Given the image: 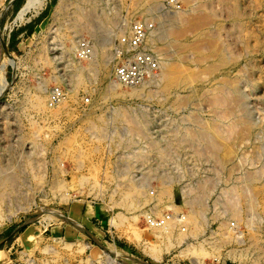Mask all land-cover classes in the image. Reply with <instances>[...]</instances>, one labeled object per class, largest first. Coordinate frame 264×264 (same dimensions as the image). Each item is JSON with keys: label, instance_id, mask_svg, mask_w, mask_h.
<instances>
[{"label": "rangeland", "instance_id": "obj_1", "mask_svg": "<svg viewBox=\"0 0 264 264\" xmlns=\"http://www.w3.org/2000/svg\"><path fill=\"white\" fill-rule=\"evenodd\" d=\"M102 1L106 10L115 9L110 51H114L117 38L127 33L133 22L148 21L152 30L163 31L169 13L183 12L177 26L164 38L166 41L149 34L147 44L157 61L155 51L183 58L182 68H192L188 70L191 75L178 72L171 81L175 85L169 83L172 88L168 84L161 90V86L153 85L137 86L132 90L135 93L122 85L110 88L115 79L114 55L106 70L94 71L70 90L67 77L73 72L71 69L87 67L88 61L77 60L74 51L73 66H63L62 48L68 42L59 37V12H52L57 0H46L38 12L35 2L25 15L28 20L22 22H16L15 17L25 0H0V63L4 62L1 71L7 83L0 93V150L5 156L13 154L12 161L21 167L32 151L27 134L33 129L40 132L37 137L42 148L35 156L40 162L37 168L23 165L24 198L17 205L0 203V264H264V0ZM144 5H153L154 12L144 16ZM81 38L93 42L85 28L78 35L76 47ZM7 57L15 64L5 62ZM158 69L157 74L159 65ZM43 80L47 82L46 104L54 106L49 102L52 88L59 87L65 94V104L54 118L31 105L35 89ZM224 81H233L237 91L229 95V103L222 101L223 107L228 104L233 109L239 102L241 113L249 117L245 121L214 118L208 96ZM139 91H143L140 96ZM182 101L184 105L180 104ZM119 113H142L146 130L135 138L137 146L148 151L153 143L163 151L160 156L146 152L127 172L118 170L126 151L122 143L116 144L118 134L121 135L117 128L124 125V116ZM192 120H196V125ZM88 124L102 126L100 130L105 129V133L100 139L92 136L86 130ZM208 124L219 133L220 137L217 135L214 140L215 150H220L214 151L216 155L205 143L200 148L203 153L218 157L206 159L198 155L195 142L194 145L191 139L181 134L175 138L173 134L185 128L184 131L199 132L197 126L209 127ZM113 130L117 134L113 135ZM180 140L185 143L179 144ZM213 158L216 163L211 162ZM190 186L203 191V214L191 225L187 222L190 206L185 202V190ZM251 192L256 206L252 211L246 202ZM231 203L241 208L239 216L226 211ZM147 211L155 216L169 212L173 217L183 216V220L173 222L168 233L159 232L148 228L141 219ZM249 222L254 223L257 246L251 243Z\"/></svg>", "mask_w": 264, "mask_h": 264}, {"label": "bare ground", "instance_id": "obj_2", "mask_svg": "<svg viewBox=\"0 0 264 264\" xmlns=\"http://www.w3.org/2000/svg\"><path fill=\"white\" fill-rule=\"evenodd\" d=\"M45 1L46 0H25V2L23 3V5L21 6V8L19 9V11H18V13L16 14V17H15V21L16 22H22V21H27L28 20V18H26L25 17V15L27 14V12H29L30 10H31V8L33 7L32 5H34L35 4V2H36V7H35V12H38L39 11V9H41L42 8V6L45 4ZM146 3V2H145ZM187 3V2H186ZM188 3H189V1H188ZM191 3V2H190ZM147 4V3H146ZM106 5V4H105ZM202 5V4H201ZM145 6V5H144ZM153 5H149V6H145L144 8H142V12L143 13H145V15L144 16H146V14H148V13H150V12H154V11H152V9H153ZM158 9V8H157ZM176 11V10H175ZM52 12H55V15H56V12H59V14H60V16H61V21H62V32L60 33V39L63 41V42H68V46H63V48H62V58H63V63H64V67H68V66H73V62H75L74 60H73V57H74V51H75V48H76V41H77V38H78V35H79V33H80V31L82 30V29H87V31L89 32V34H90V36H91V38H92V40H93V42H92V54H91V56L87 59V61H88V65H87V67H82V66H77V67H73L71 70L73 71L71 74H70V76L69 77H67L68 78V80H67V85H68V87H69V89L70 90H72L73 89V86H76V85H80V84H82V82H84L85 80H87L90 76H91V74L94 72V71H97L98 69H101V70H106V66H107V64L110 62V60H112V57H114V51H110V37H111V35H113V33L115 32H113V28H114V26H116V25H114L115 23H114V13H115V9H114V13L112 12V8H111V10L110 9H108V10H106V8H104V4H103V1L102 0H57V2H56V4L53 6V8H52ZM165 13H168V11H164ZM183 13V12H182ZM182 13L180 14V13H178V12H175V13H172V14H170L169 13V15L165 18V24H164V29H163V31H159V29H157V28H155L156 30H152L151 28H150V25H149V23H148V21H144V22H142L144 25H145V27H146V29H147V31H146V40H145V42H146V47L148 48L149 46H148V44L147 43H149V41H150V39H149V34H151L152 36H154V37H162L163 39L164 38H166L167 36H169V34L172 32V28L181 20V18H182ZM188 13V12H187ZM164 14V13H163ZM162 14V15H163ZM54 15V14H53ZM118 15V14H117ZM167 15V14H166ZM59 16V15H58ZM57 16V17H58ZM119 16V15H118ZM160 16V15H159ZM156 17V16H155ZM158 17V16H157ZM126 20V19H125ZM124 20V21H125ZM120 21H121V19H120ZM123 21V20H122ZM122 21H121V23H122ZM158 21V20H157ZM161 22V21H160ZM119 23V22H118ZM117 23V24H118ZM126 23V22H125ZM124 23V24H125ZM162 23V22H161ZM120 24V23H119ZM118 24V25H119ZM128 25V24H127ZM129 26V25H128ZM177 26V25H176ZM60 27V28H61ZM117 27H119V26H117ZM120 27H123V26H120ZM163 27V26H162ZM175 29V28H174ZM86 31V30H85ZM161 32H162V34H161ZM82 33V32H81ZM234 33V32H233ZM115 34V33H114ZM174 35V34H173ZM172 35V36H173ZM171 36V35H170ZM151 38V37H150ZM158 38V39H159ZM114 39V38H113ZM169 39V38H168ZM112 40V39H111ZM160 40V39H159ZM162 40V39H161ZM165 41H166V39H164ZM56 41V40H55ZM169 44H170V42H169ZM153 46V45H152ZM156 47V46H155ZM162 47V46H161ZM168 48V47H167ZM150 49H153V48H150ZM169 49V48H168ZM168 49H166L165 51H167ZM41 50V49H40ZM159 50H161V49H159ZM152 51H154V49L152 50ZM170 52H172V53H174L173 51H170ZM40 53V52H39ZM152 53H154V52H152ZM172 53H170V54H172ZM155 54L157 55V57H158V65H159V68H160V72H159V74H157V73H155V74H153V75H150L147 79L145 78V79H143L142 81H140V83H138V84H140V85H133V87H129V89L131 90V93L133 92L132 90H134L135 88L137 89V86H142V88H143V86H145V85H153V86H161L160 87V90H161V88H167L166 86H164V85H168L169 83H171V84H174V83H172L173 81V78H175V75H177L178 74V72L181 74H187L188 72H191V70L190 71H188L189 69H192V68H187V66H183V68H182V62H183V58H181L180 56H176L175 54L174 55H166V54H169V52H167V53H165V52H156L155 51ZM176 54H179V53H176ZM182 54V53H181ZM180 54V55H181ZM4 55V54H3ZM173 56V57H172ZM183 56V55H182ZM39 57V56H38ZM184 57V56H183ZM200 57V56H199ZM5 58V57H4ZM185 59H186V56L184 57ZM3 60V59H2ZM187 60H188V58H187ZM5 61V60H4ZM190 61H192V60H190ZM204 61V60H203ZM5 62H7V63H9V64H15L14 63V61L10 58V57H7L6 58V61ZM4 63V62H3ZM2 62L0 63V93L4 90V88H5V86L7 85V83H6V77H5V75L2 73V71H1V66H2V64H3ZM179 63H181V66H180V64ZM194 63H196V62H194ZM186 64V63H185ZM75 65V64H74ZM196 67V66H195ZM203 68V67H202ZM196 69V68H195ZM69 70V69H68ZM159 70V69H158ZM194 70V69H193ZM198 70V69H197ZM58 72V71H57ZM189 74V73H188ZM189 75H191V74H189ZM193 75V74H192ZM195 75V74H194ZM181 76H183V75H181ZM188 76V75H187ZM187 76H185V77H187ZM184 77V76H183ZM184 77V78H185ZM47 78V77H46ZM66 78V79H67ZM42 79V78H41ZM179 79V78H178ZM187 79H189V77L187 78ZM177 80V79H176ZM41 81V80H40ZM172 81V82H171ZM185 81V80H184ZM183 81V82H184ZM188 81V80H187ZM46 82V81H45ZM44 80L42 81V82H40L39 83V85H38V87L35 89L36 90V93H35V95H34V97L32 98V104L31 105H33L34 107L36 106L37 107V109H39V110H43L44 111V113H46L48 116H51V117H53L54 118V116H57L58 114H60V112H61V109L63 108L62 106H63V103L65 102L64 100H65V98H63V99H60V101H58V102H56L55 104H54V106H51V105H48V104H46V97H48L47 96V93H46V87H45V85H44ZM178 82H180V81H178ZM186 82V81H185ZM47 83V82H46ZM175 83H176V81H175ZM188 83V82H187ZM177 84V83H176ZM179 84V83H178ZM85 85V84H84ZM175 85V84H174ZM111 86V87H110ZM110 88H112V87H114V89H115V87H118V86H121V84L116 80V79H113L112 80V82H111V84H110ZM162 86H164V87H162ZM169 86H170V84H169ZM172 86V85H171ZM170 86V87H171ZM184 86V85H183ZM189 86H190V84H189ZM152 87V86H151ZM150 87V88H151ZM177 87V86H176ZM217 87H219V88H217V89H214V90H212V92H210V94H209V99H210V104H211V106H212V108L214 109V111H215V116H214V118L216 119V120H221V119H231V118H233V119H239V121H242V120H244L245 121V119H248V118H246L245 116H244V112L243 113H241V111H240V109H239V106H238V104H239V102H238V104L237 105H235L234 107L235 108H233V109H231V107H229V105L228 104H226L224 107H223V104H222V101L224 100H226V102H228V100H230L229 99V95L230 94H233V92L235 93L236 91H237V86H235V83L233 82V81H224V82H219V84L217 85ZM127 88V87H126ZM172 88V87H171ZM54 88H52L51 89V92H52V90H53ZM140 89H141V87H140ZM147 89H149V87L147 88ZM147 89H146V91H147ZM157 89V88H156ZM156 89H154L155 91H156ZM34 90V91H35ZM139 90V89H138ZM144 90V89H143ZM159 90V89H158ZM159 90V91H160ZM112 91H115V90H113L112 89ZM136 91V90H135ZM149 91V90H148ZM153 91V90H152ZM155 91H153L154 93H156ZM130 92V91H129ZM140 92V94H139V96L141 95V93L143 92V91H139ZM208 92V91H207ZM33 93V92H32ZM115 93V92H114ZM120 93H122L121 91H120ZM119 93V94H120ZM128 93V91L126 92V94ZM131 93H129V94H131ZM133 93H135V92H133ZM136 93H138L137 91H136ZM149 93H151V90H150V92H148V95H149ZM205 93V92H204ZM119 94L117 95V93H116V95L115 96H119ZM143 94V93H142ZM146 94V93H145ZM134 95V94H133ZM132 95V96H133ZM147 95V96H148ZM190 95V94H189ZM135 96H137L138 97V95L136 94ZM134 96V97H135ZM143 96V95H142ZM155 96V95H154ZM236 96V95H235ZM121 97H123V96H121ZM180 97V96H179ZM204 97V96H203ZM49 98H50V96H49ZM177 98V97H176ZM191 98V100H192V97H190ZM198 98V97H197ZM233 98V97H232ZM29 99V98H28ZM182 99V98H181ZM30 100V99H29ZM183 100V99H182ZM193 100H196V99H193ZM67 101V100H66ZM192 102V101H191ZM194 102H196V101H194ZM173 103V102H172ZM178 103L179 102H177V104L175 103V105H178ZM183 103V101L182 102H180V104H182ZM196 103H199L198 102V100H197V102ZM229 103V102H228ZM232 103V102H231ZM62 104V105H61ZM65 104V103H64ZM241 104H243V103H241ZM240 104V105H241ZM30 104H29V106H31ZM174 105V104H173ZM182 105H184V104H182ZM124 107V106H123ZM122 107V108H123ZM182 107V106H181ZM210 107V106H209ZM118 108H120V107H118ZM174 108V107H173ZM173 108H171V109H173ZM223 108V109H222ZM125 109V108H124ZM130 109H131V107H130ZM141 109H143L142 107H141ZM145 110V109H144ZM147 110V109H146ZM174 110H175V108H174ZM178 110H179V106H178ZM124 111V110H123ZM126 111V110H125ZM124 111V112H125ZM176 111V110H175ZM246 111V110H245ZM117 112H120V111H117ZM123 112V113H124ZM127 112V111H126ZM142 112V111H141ZM146 112V111H145ZM40 113H41V111H40ZM138 113V112H137ZM143 113V112H142ZM142 113H140L141 115H139V114H135V113H133V114H131V113H129V114H127L126 113V115L125 114H121V113H119V116H122V118H123V116H124V120L123 119H121V121H123V123H124V125H120L121 127L120 128H117V129H119V133L121 134V135H119L118 134V140L119 141H117L116 142V144L117 145H119V144H123L124 146H125V148H126V151H124V155H123V158H122V162H120V165H121V169H118V170H120L121 172H127L128 170H130L131 169V167H132V165L134 164H138V162H137V159H141V156L143 157V156H146L145 154H146V152L148 153V151H149V153H153V152H155L156 154H157V156H160L161 154H162V147L157 143V145L158 146H160V147H157V149L154 147V145H153V143H152V147L149 145V147H151L152 148V150L149 148L148 149V151H146L145 149L144 150H142L143 148L142 147H138L137 146V144H138V141H136L137 139H135L141 132H144L145 130H146V128H145V124H144V122L142 121V119L144 120L145 118H143V116H142ZM117 114V113H116ZM115 115V114H114ZM144 115V114H143ZM116 116H118V115H116ZM148 116V115H147ZM194 116H197V115H194ZM101 117V116H100ZM105 117V116H104ZM97 118V117H96ZM98 118H99V116H98ZM103 118V117H102ZM182 118V117H181ZM184 118V117H183ZM186 118H187V116H186ZM190 118H192V117H190ZM189 118V119H190ZM194 118V117H193ZM179 119V118H178ZM195 119V118H194ZM199 119H200V116H199ZM98 120V119H97ZM103 120H104V118H103ZM191 120V119H190ZM197 120V119H196ZM196 120H195V122H196ZM205 120V119H204ZM215 120V121H216ZM99 121H101L100 119H99ZM108 121V120H107ZM193 121V120H192ZM198 121V120H197ZM247 121V120H246ZM249 121V120H248ZM5 122V121H4ZM109 122V121H108ZM118 122V121H117ZM149 122V121H148ZM147 122V123H148ZM172 122V121H171ZM194 122V121H193ZM192 122V123H193ZM195 122L193 123L194 125H196L195 124ZM202 122V121H201ZM205 122V121H204ZM218 122V121H217ZM229 122V121H228ZM90 123V122H89ZM99 123V122H98ZM102 123V122H101ZM118 123H120V122H118ZM146 123V124H147ZM213 123V122H212ZM33 124V123H32ZM31 124V125H32ZM36 124V123H35ZM91 124V123H90ZM104 124V123H103ZM113 124V123H112ZM149 124H150V122H149ZM186 124V123H185ZM203 124V123H202ZM30 125V126H31ZM34 125V124H33ZM32 125V126H33ZM89 125V124H88ZM101 125V124H100ZM204 125V124H203ZM203 125H201V126H203ZM207 125V124H206ZM209 125V124H208ZM4 126V125H3ZM31 126V127H32ZM90 126V125H89ZM99 125L97 124V126H96V124L95 125H92V126H90L89 128H86V130L88 129L90 132H89V134L91 133L92 134V136H98L99 137V139H100V136H102V133H105V129L104 130H102L103 132H101V130H100V127H102V126H100V127H98ZM148 126V125H147ZM173 126V125H172ZM183 126V125H182ZM199 126H200V122H199ZM168 127V126H167ZM178 127V126H177ZM184 127V126H183ZM187 127V126H186ZM192 128L194 127V126H191ZM196 127V126H195ZM217 127V126H216ZM2 128V127H1ZM24 128V127H23ZM33 128V127H32ZM182 128V127H181ZM185 128V127H184ZM189 128V127H188ZM191 128V129H192ZM197 128H200L201 129V131L199 130V132H196V131H193V133L192 132H188V131H180L179 129H177V130H179L180 131V133H179V131H177V130H174V132L175 131H177V133H173V132H171V133H173L174 134V136H175V138H176V134H181L184 138H186L187 140H192V142H193V144H194V142H195V144L197 145V146H194V147H196V149H198V152H195V153H198V155L200 154V155H202V156H205V158L208 156V157H211V156H215V155H213V153H215L214 151H217L218 152V150H220V148L219 149H217V150H215L216 149V146H217V144L215 143L216 141V139H218V137H217V135L219 134L218 132H217V130L215 129V128H212V127H210V125H209V127L207 126V127H198L197 126ZM29 129V128H28ZM31 129V128H30ZM84 129H85V127H84ZM218 129V128H217ZM7 130V129H6ZM9 130V129H8ZM22 130V129H21ZM39 130V129H38ZM149 129H147V131H148ZM164 130V129H163ZM189 130H190V128H189ZM195 130H197V129H195ZM16 131V130H15ZM41 131V130H40ZM146 131V132H147ZM170 131V130H169ZM171 131H173V130H171ZM198 131V130H197ZM21 132V131H20ZM37 132H39V131H37ZM101 132V133H100ZM196 132V133H195ZM40 133V132H39ZM38 133V134H39ZM79 133V132H78ZM225 133V132H224ZM37 133H36V131H35V129H33V130H31V131H29L28 132V134H27V141H29V143H30V146H31V148H32V151H31V153L30 154H27L26 155V159L21 163L22 165H21V167L18 165V164H16L15 162H13L12 161V159H13V154H11V153H8V155H7V153H6V155L7 156H5L4 154H3V152L0 150V203H6L7 205L8 204H10L11 202L13 203V204H15L21 197H23V191H22V189H23V186H24V183H25V181H26V178L23 176V165L24 166H30L31 168H37V166H39L40 164V162H38V160L36 161V159H35V156L37 155V154H39L40 153V151H41V145H40V142H38V134L36 135ZM76 134V133H75ZM112 134L114 135V134H117V132L115 133V131L113 130L112 131ZM145 134V133H144ZM167 134H169V133H167ZM172 134V135H173ZM7 135V134H6ZM23 135V134H22ZM105 135V134H104ZM103 135V136H104ZM180 135V136H181ZM24 136V135H23ZM142 136V135H141ZM144 136V135H143ZM142 136V137H143ZM169 136V135H168ZM219 136V135H218ZM19 137H20V135H19ZM145 137V136H144ZM170 137V136H169ZM214 137H217L215 140H214ZM220 137V136H219ZM40 138H42V137H40ZM94 138V137H93ZM175 138H174V140H175ZM179 138H181V137H179ZM224 138V137H223ZM72 139V138H71ZM146 139V138H145ZM23 140H25V139H23ZM101 140H103V137L101 138ZM177 140V139H176ZM100 141V140H99ZM152 141V140H151ZM201 141V142H200ZM25 142V141H24ZM153 142V141H152ZM160 142V141H159ZM175 142V141H174ZM180 143L179 144H181V142H184L185 143V141H182V140H180L179 141ZM7 143V142H6ZM145 143V142H144ZM148 143V142H147ZM150 143V142H149ZM156 143V142H155ZM160 143H162L163 144V142H160ZM173 143V142H172ZM203 143H205V145L207 144L208 145V147L210 148V150H212L213 151V153H209V154H205V153H203V151H204V149H203V151L201 150V148L200 147H205V146H203L204 144ZM143 144V143H142ZM146 144V143H145ZM145 144H143V145H145ZM168 144V143H167ZM186 144H189L190 145V143H186ZM203 144V145H202ZM8 145H9V143H8ZM95 145H97V144H95ZM165 145V144H164ZM168 145H170V143L168 144ZM175 146H176V144H174ZM188 145V146H189ZM124 146H122V147H124ZM130 146H134V149H130ZM177 146L179 147H181V145H178V143H177ZM187 145L185 146V147H188ZM95 147V146H94ZM121 147V146H120ZM146 146H144V148H145ZM168 147H172V146H168ZM178 147H177V149H178ZM184 147V146H183ZM182 147V148H183ZM184 147V148H185ZM189 147H191V146H189ZM194 147H192V148H194ZM219 147V146H218ZM173 148V147H172ZM174 148H176V147H174ZM183 148V149H184ZM164 149V148H163ZM170 149V148H169ZM168 149V151L170 152V150ZM189 149V148H188ZM19 150V149H18ZM165 150V152H166V149H164ZM174 150V149H173ZM176 150V149H175ZM195 150V148L193 149V151ZM207 150H208V148H207ZM210 150H208V152L210 151ZM28 151V150H27ZM179 151V150H178ZM191 151V150H190ZM29 152V151H28ZM27 152V153H28ZM187 152V151H186ZM211 152V151H210ZM216 152V153H217ZM174 153V152H173ZM177 153V152H176ZM179 153V152H178ZM194 153V154H195ZM202 153V154H201ZM215 153V154H216ZM24 154V153H23ZM164 154V153H163ZM179 154H181V152L179 153ZM188 154H190V153H188ZM16 155V154H15ZM168 155V154H167ZM174 155H176V154H174ZM217 155V154H216ZM152 156V155H151ZM170 156H173V154L172 155H170ZM165 157H166V155H165ZM168 157V156H167ZM175 157V156H174ZM215 157H218V156H215ZM37 158V157H36ZM178 157H176V159H177ZM192 158H193V156H192ZM196 158H197V154H196ZM212 158V157H211ZM146 159H148V158H146ZM153 159V158H152ZM207 159V158H206ZM217 159V158H216ZM149 160V159H148ZM151 160V159H150ZM159 160V159H158ZM162 160V159H161ZM163 160H164V158H163ZM168 160V159H167ZM197 160H198V158H197ZM205 160V159H204ZM215 158H213V161H211V162H214V163H216L215 161ZM218 160V159H217ZM82 161V160H81ZM151 161H153V160H151ZM176 161V160H175ZM208 161H209V158H208ZM220 161V160H219ZM135 162V163H134ZM206 162V161H205ZM117 163H119V162H117ZM116 163V164H117ZM142 163V162H141ZM140 163V164H141ZM149 163H151V162H149ZM154 163H155V161H154ZM162 163V162H161ZM185 163V162H184ZM210 163V162H209ZM218 163V162H217ZM115 164V165H116ZM145 164H147L146 162H145ZM120 165L118 166V167H120ZM164 165V164H163ZM214 165V164H213ZM153 166H154V164H153ZM211 166V165H210ZM134 167V166H133ZM147 167V166H146ZM181 167V166H180ZM263 167V166H262ZM262 167H260V168H262ZM148 168V167H147ZM190 168V167H189ZM215 168V167H214ZM144 169V168H143ZM216 169V168H215ZM34 170H36V169H34ZM145 171V170H144ZM187 171H189L188 169H187ZM213 171V170H212ZM182 172V171H181ZM190 172V171H189ZM209 172H211V171H209ZM252 172H254L253 170H252ZM196 173V172H195ZM145 174H147V173H145ZM168 174V173H167ZM191 174V173H190ZM253 174V173H252ZM251 174V175H252ZM255 174H256V172H255ZM157 176L159 175V174H156ZM165 174H162L161 175V177H163ZM178 175V174H177ZM214 175H215V173H214ZM250 174H249V176H251ZM257 175H258V173H257ZM256 175V176H257ZM145 176V175H144ZM144 176H143V178H144ZM148 176V175H147ZM192 176V175H191ZM197 176V175H196ZM212 176V175H211ZM253 176V175H252ZM160 177V178H161ZM248 177V176H247ZM254 177V176H253ZM252 177V178H253ZM172 178V177H171ZM203 178V177H202ZM210 179H212V177H209ZM258 178V177H257ZM146 179V178H145ZM162 179V178H161ZM163 179H164V177H163ZM168 179V178H167ZM169 179H170V177H169ZM251 179V178H250ZM249 179V180H250ZM254 179H255V177H254ZM252 180V179H251ZM199 180H197L196 182H198ZM202 181H204V178L202 179ZM254 181V180H253ZM255 181H257V180H255ZM206 182H209V180L207 179V181ZM205 182V183H206ZM217 182V181H216ZM249 182H252V181H248V183ZM185 183V182H184ZM194 183V182H193ZM200 183V182H199ZM198 183V184H199ZM202 183H204V182H202ZM204 183V184H205ZM245 183L246 182H244V185H245ZM165 184V183H164ZM212 184V183H211ZM214 184V183H213ZM233 184V183H232ZM241 184H242V182H241ZM142 185V184H141ZM249 185V184H248ZM140 186V185H139ZM195 186H196V184H195ZM200 186V185H199ZM209 186H210V183H209ZM213 186V185H212ZM235 186V185H234ZM239 186V185H238ZM247 186V185H246ZM140 187H142V186H140ZM164 187V186H163ZM202 187V184H201V186H200V188ZM187 188H188V190H187ZM186 188V190H185V194H186V196H187V198H186V200H185V202H186V204H188L189 206H190V210H189V215L187 214V216H191L188 220H187V218H186V220H187V222L189 223V225H191V224H193L198 218H200L199 216H202V214H203V205H202V201H203V197H202V193H203V191L202 192H199V190L197 189L198 187H193V186H190V187H187ZM204 188H205V186H204ZM252 189V188H251ZM202 190H204L203 189V187H202ZM207 190V189H206ZM205 190V191H206ZM249 190V189H248ZM132 191V190H131ZM204 191V192H205ZM210 192V191H209ZM246 192H247V190H246ZM245 192V190H244V194L246 193ZM248 192H250V190L248 191ZM234 193V192H233ZM241 193H242V191H241ZM137 194V193H136ZM135 194V195H136ZM159 194V193H158ZM185 194H184V196H185ZM205 194V193H204ZM204 194H203V196H204ZM242 195V196H245V195ZM28 195V194H27ZM240 196V195H239ZM247 196V195H246ZM245 196V197H246ZM249 197L246 199L247 201V203H248V207H249V209L252 211L253 210V208L254 207H256V206H254V196L252 195V192H251V195H248ZM264 196V195H263ZM156 197V196H155ZM24 198V197H23ZM231 199V198H230ZM161 200V199H160ZM259 200V199H258ZM224 201V200H223ZM229 201V200H228ZM227 201V202H228ZM262 201L264 202V198L262 199ZM246 202H244V203H246ZM205 203V202H204ZM226 203V202H225ZM246 203V204H247ZM228 204V203H227ZM234 204V205H233ZM246 204H245V206H246ZM16 205H17V203H16ZM153 205H155V203L153 204ZM224 206V205H223ZM226 208V207H225ZM240 210H241V208L239 207V206H237L235 203H231V205H228V207H227V209H226V211H228L232 216H239V213H240ZM225 211V212H226ZM245 211H246V208H245ZM250 212V211H249ZM254 212V211H253ZM227 214V213H226ZM251 214V216H252V213H250ZM249 214V215H250ZM254 214V213H253ZM176 215V214H175ZM185 215V214H184ZM230 215V216H231ZM255 215V214H254ZM204 216V215H203ZM246 216V215H245ZM247 216H248V214H247ZM179 217V218H178ZM183 217V216H182ZM185 217V216H184ZM249 218V217H248ZM251 218V217H250ZM250 218L248 219L249 221H250ZM65 219H68L67 217H65ZM247 220V221H248ZM252 220H254V219H252ZM261 220V219H260ZM70 221H72V220H70ZM172 221V222H171ZM169 223H168V226L166 225L165 227H163V228H159V232H161V231H165V232H167L168 233V229L170 228V227H172L173 226V222H175V221H178V222H181V219H180V216L179 215H176V216H174L173 217V219L171 220ZM239 221H240V219H239ZM187 222H185L186 224H187ZM244 222V221H243ZM252 222H254V221H252ZM248 223V222H247ZM250 223V222H249ZM175 224V223H174ZM254 224V223H253ZM253 224L252 223H250V233H251V235H250V233H249V235H250V239H251V243H253L254 245L257 243V234L255 233V226H253ZM177 225V224H176ZM185 225V224H184ZM179 226V225H178ZM247 226H249V224L247 225ZM264 226V225H263ZM173 228V227H172ZM171 229V228H170ZM182 229H183V227H182ZM184 229H185V227H184ZM168 230V231H167ZM172 231V230H171ZM182 231V230H181ZM189 231V230H188ZM264 232V231H263ZM180 233V232H179ZM241 233V232H240ZM135 234V233H134ZM178 234V233H177ZM180 235V234H179ZM247 235V234H246ZM240 237V236H239ZM239 239V238H238ZM236 240V239H235ZM232 241V240H231ZM243 242V241H242ZM238 243V242H237ZM250 243V244H251ZM218 245V244H217ZM250 246V245H249ZM248 246V247H249ZM253 246V245H252ZM255 246H257V245H255ZM186 247H188V246H186ZM260 247V246H259ZM189 249V248H188ZM246 249V248H245ZM248 249V248H247ZM251 251V250H250ZM240 252V251H239ZM263 260V259H262ZM196 262V261H195ZM29 264V263H28Z\"/></svg>", "mask_w": 264, "mask_h": 264}, {"label": "built area", "instance_id": "obj_3", "mask_svg": "<svg viewBox=\"0 0 264 264\" xmlns=\"http://www.w3.org/2000/svg\"><path fill=\"white\" fill-rule=\"evenodd\" d=\"M146 27L142 22H133L127 33L117 38L114 54L117 59L114 77L125 87L137 85L158 70V61L154 54L146 47ZM88 38H81L77 42L75 56L77 60L85 61L92 54V45ZM65 98L63 90L54 87L50 93L49 102L55 104ZM172 214L167 212L162 216H155L147 211L141 219L148 228L159 229L165 227L171 220ZM183 220V217L180 216Z\"/></svg>", "mask_w": 264, "mask_h": 264}]
</instances>
